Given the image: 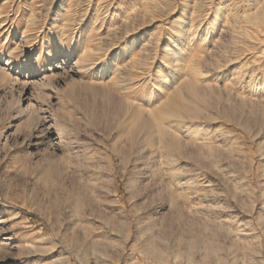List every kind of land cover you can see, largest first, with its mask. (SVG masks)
<instances>
[{
	"label": "rangeland",
	"instance_id": "374dc122",
	"mask_svg": "<svg viewBox=\"0 0 264 264\" xmlns=\"http://www.w3.org/2000/svg\"><path fill=\"white\" fill-rule=\"evenodd\" d=\"M0 264H264V0H0Z\"/></svg>",
	"mask_w": 264,
	"mask_h": 264
}]
</instances>
